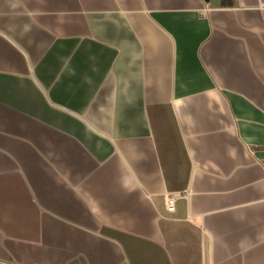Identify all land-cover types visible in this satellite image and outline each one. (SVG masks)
Here are the masks:
<instances>
[{"label": "crops", "instance_id": "1", "mask_svg": "<svg viewBox=\"0 0 264 264\" xmlns=\"http://www.w3.org/2000/svg\"><path fill=\"white\" fill-rule=\"evenodd\" d=\"M0 264H264V0H0Z\"/></svg>", "mask_w": 264, "mask_h": 264}, {"label": "built area", "instance_id": "2", "mask_svg": "<svg viewBox=\"0 0 264 264\" xmlns=\"http://www.w3.org/2000/svg\"><path fill=\"white\" fill-rule=\"evenodd\" d=\"M188 192L184 193H171L166 196V210L168 213L173 214L176 211V202L179 198H187Z\"/></svg>", "mask_w": 264, "mask_h": 264}]
</instances>
